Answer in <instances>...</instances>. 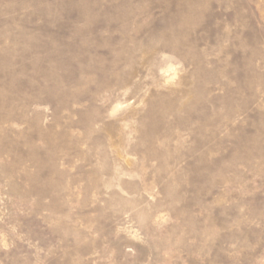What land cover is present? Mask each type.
<instances>
[{
  "label": "rangeland",
  "instance_id": "obj_1",
  "mask_svg": "<svg viewBox=\"0 0 264 264\" xmlns=\"http://www.w3.org/2000/svg\"><path fill=\"white\" fill-rule=\"evenodd\" d=\"M0 264H264V0H0Z\"/></svg>",
  "mask_w": 264,
  "mask_h": 264
}]
</instances>
